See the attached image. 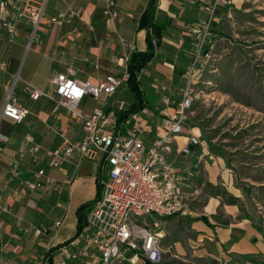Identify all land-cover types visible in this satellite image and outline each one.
<instances>
[{
  "label": "crops",
  "instance_id": "crops-1",
  "mask_svg": "<svg viewBox=\"0 0 264 264\" xmlns=\"http://www.w3.org/2000/svg\"><path fill=\"white\" fill-rule=\"evenodd\" d=\"M149 1L116 0L119 11L113 31L106 25L105 4L99 0H48L46 19L38 31L39 40L30 42L32 30L28 25L18 26L13 38L0 32L6 36V43L0 46V66L4 65L0 67V132L10 138L5 156L0 160V193L3 205L9 209L0 211V264H36L41 254L43 260L50 249L76 236L77 210L96 199L98 180L101 182L106 165L100 160L82 161L73 153L60 167L50 166L54 150L65 141L77 143L81 137V127L74 124L66 112L62 111L59 116L52 113L56 95L51 79L70 66L75 70V77L82 81L95 82L109 74L123 79L128 70L127 56L134 51L147 50V30L140 29L139 24ZM204 5L205 0L157 1L156 19L168 29L149 68L138 76L145 96L152 94L156 103V111L146 108L142 113L144 117L161 123L171 114L172 108L167 107L163 99L173 96L171 91L183 86L182 76L197 41L191 29L206 16ZM70 8L80 12L81 17L60 27L51 24L52 16ZM224 14L223 6L218 15L222 18ZM120 39L126 40L128 45L124 46ZM16 78L17 85L20 82L21 85L16 86L14 97L28 110L21 123L2 117L6 94ZM25 84L44 90L50 97L30 99ZM149 86L152 90H148ZM51 88L54 94L50 93ZM117 93L109 98L114 100L107 106L110 117L125 105L124 101L120 106L117 104ZM92 100L98 103L90 107ZM99 102L87 97L80 108L91 113L101 105ZM149 124L153 127V137L144 136L148 144L160 130L158 126L154 133L155 126ZM27 135L34 138L37 147L34 154L30 151L32 145L25 140ZM20 150H25V155L18 169L12 172V161ZM196 164H202L210 184H216L220 173L226 169L224 161L212 156ZM40 170L44 171L43 176L38 175ZM193 180L186 184L191 195ZM26 181L35 183L36 189L26 187ZM223 193L210 196L203 215L193 216L191 223L182 216H177L182 220L169 222V231L173 234L169 232L167 236L166 233L167 238L163 240L165 254L161 264H188L200 258H210L214 264H264V221L260 208L248 205L242 192L231 186ZM231 198L237 203L229 202ZM59 221H63L62 225L56 228ZM52 258L53 264H61L62 256L58 251ZM83 260L70 259L67 264H83Z\"/></svg>",
  "mask_w": 264,
  "mask_h": 264
},
{
  "label": "built area",
  "instance_id": "built-area-1",
  "mask_svg": "<svg viewBox=\"0 0 264 264\" xmlns=\"http://www.w3.org/2000/svg\"><path fill=\"white\" fill-rule=\"evenodd\" d=\"M65 1V0H64ZM105 4L104 16L109 30L113 31L118 17L116 0H99ZM48 0H0V32L13 38L17 27L30 26L32 32L30 42L40 39L38 31L46 19ZM226 3V0H205L206 16L200 19L191 29L192 36L197 40L192 52L191 62L182 76L180 100L173 96L163 99V103L172 108L159 128L163 138H157L148 144L144 138L152 134L153 127L146 117L136 113L119 126L115 119L106 114L107 99L117 93L125 77L119 78L109 74L103 79L82 81L75 77L72 66L65 72L54 75L51 84L55 89V105L52 113L59 116L66 112L70 120L81 127V137L77 143H65L51 153L50 166L60 167L73 153L80 160H100L106 165V171L101 180L102 194L87 215L85 226L76 238L58 252L62 256L61 264L68 260L83 258V264H161L164 260L163 240L166 236L164 220L172 217H187L192 215L189 205V190L186 186L194 179L195 173L191 166L182 165L170 160L167 146L173 145L176 136H182L185 130V120L190 112L195 98L196 79L203 72V62L208 61L209 53L206 40L212 35L216 10ZM81 13L68 9L50 18L54 26L71 24ZM126 46L128 42L120 39ZM131 45V51H134ZM130 56H127V61ZM1 68L4 67L2 64ZM16 78L8 89L2 117L14 122H23L28 110L14 97L17 86ZM30 99L49 98L47 92L25 84ZM87 97L101 102L91 113L84 112L80 103ZM25 140L32 145L30 151H37L34 138L27 135ZM10 138L0 132V160L5 156V147ZM202 146V141L195 135H190L180 150L184 157L195 153ZM167 147V148H166ZM20 150L12 161L10 170L15 172L25 155ZM43 170L38 172L43 176ZM29 189L37 185L25 182ZM0 211L8 212L2 203L0 193ZM63 221L56 223V228Z\"/></svg>",
  "mask_w": 264,
  "mask_h": 264
},
{
  "label": "rangeland",
  "instance_id": "rangeland-1",
  "mask_svg": "<svg viewBox=\"0 0 264 264\" xmlns=\"http://www.w3.org/2000/svg\"><path fill=\"white\" fill-rule=\"evenodd\" d=\"M223 6L225 14L220 18L218 10ZM0 34L1 46L6 43V36ZM206 45L209 47H203V52H208L210 58L203 62V72L195 81L196 95L185 120L184 133L176 136L173 145L166 149L170 160L176 159L183 165L195 167L192 168L195 173L194 192L189 195L192 215L183 218L189 220L193 216H202L209 197L221 194L231 186L233 190L242 192L248 205L260 208L264 221V0H226L216 10L212 35L206 40ZM124 81L117 93V104L120 106L122 101L125 102L122 109L133 102ZM20 85L21 82L17 87ZM182 87L171 91L178 101ZM149 89L152 90L150 86ZM50 93L54 94L53 88ZM146 96L153 104L148 103L146 108L155 112L152 94ZM113 101L108 98L107 105ZM97 103L92 100L90 107ZM146 118L155 126V133L160 121ZM111 119H114L113 115ZM190 135L199 137L202 146L194 154L182 157L180 150ZM149 136L153 137V134L149 133ZM154 137L163 138L161 130ZM210 156L226 164L216 184H210L204 176L202 164L196 166ZM175 220L182 219L164 220L167 236L169 232L173 234L172 230L169 231V222ZM36 264H44L42 254ZM188 264L214 263L210 258H200Z\"/></svg>",
  "mask_w": 264,
  "mask_h": 264
},
{
  "label": "trees",
  "instance_id": "trees-1",
  "mask_svg": "<svg viewBox=\"0 0 264 264\" xmlns=\"http://www.w3.org/2000/svg\"><path fill=\"white\" fill-rule=\"evenodd\" d=\"M158 0H150L148 7L143 11L140 17V29L147 30V50L144 52L134 51L131 53L128 60V71L129 78L126 80L127 87L130 89L133 96V102L126 109L115 110L114 117L116 119V124L119 126L130 116L140 113L142 110L148 106L149 101L147 100L144 90L142 89L141 79L138 78L140 73L149 68L150 63L156 55V48L160 46L164 35L167 33V26L160 24L156 19V5ZM106 114H110V109H106ZM102 194L101 182L98 180V191L97 196L94 201L85 203L81 205L77 210L78 219V232L74 238L78 236L82 228L86 224L87 215L95 205V203L100 199ZM220 195V194H217ZM231 203H237L235 198L229 200ZM74 238L64 242L63 244L50 249L47 252V257H44V264H53L52 254L58 251L64 245H68ZM47 258V260L45 259Z\"/></svg>",
  "mask_w": 264,
  "mask_h": 264
}]
</instances>
